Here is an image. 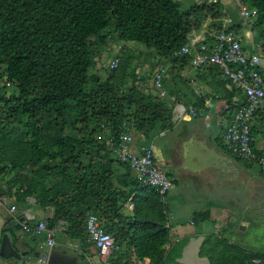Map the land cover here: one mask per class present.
I'll use <instances>...</instances> for the list:
<instances>
[{"label":"trees","instance_id":"1","mask_svg":"<svg viewBox=\"0 0 264 264\" xmlns=\"http://www.w3.org/2000/svg\"><path fill=\"white\" fill-rule=\"evenodd\" d=\"M240 3L256 10L249 24L264 50V0ZM222 9L218 1L184 8L178 0H0V79L17 89L11 95L0 90V192L20 210L30 207L31 198L40 208H54L48 226L66 223L63 233L77 244L82 264H92L90 257L98 254L86 231L89 213L114 236L118 249L109 263L180 264L189 237L171 236L167 204L113 156L109 141L134 132L149 145L152 135L172 125L174 109L164 88L168 63H192L195 52H178L207 16L221 17ZM113 38L150 49L152 66L166 69L164 96L141 88L145 73L137 75L130 47L114 57L118 64L105 78L91 73ZM214 41L208 34L204 42ZM238 105L230 99L227 111L233 115ZM127 202L133 203L130 215ZM208 218L193 215L195 222ZM201 256L211 264H264L263 251H248L223 235H208Z\"/></svg>","mask_w":264,"mask_h":264},{"label":"crops","instance_id":"2","mask_svg":"<svg viewBox=\"0 0 264 264\" xmlns=\"http://www.w3.org/2000/svg\"><path fill=\"white\" fill-rule=\"evenodd\" d=\"M178 1L184 8L204 3L209 4L214 1L220 2L224 14L217 18L212 15L207 16L201 28L193 31L189 37H198L206 41L208 34H214L217 31L216 24L219 21H221L222 28L233 25L235 32L241 38L244 49L250 55L258 54L264 66V50L253 41L250 22L242 15L240 0ZM199 45L200 43L192 51H198ZM210 46L209 44L208 47ZM168 64L169 71L164 79V88L169 105L174 109L173 123L167 129L159 130L152 135L151 141L155 144L157 159H163L160 162L166 164L168 175L173 183V188L166 198L169 208L168 223L172 228L173 237L178 239L195 235H211L212 233L210 234L200 227L205 220L195 222L193 219L196 212L208 213L209 218L206 220L211 219V209H214L217 215L221 214L220 217H222L220 223L222 227H218L217 235L227 229L228 233L248 231L252 221L264 223V211H262L264 209V168L258 163L247 161L238 156L231 150L229 143L223 137L225 128L232 118V111H227L228 101L230 99L233 102L242 101L244 95L242 93L239 95V92L235 91L236 87L227 82L220 75L218 69L212 65L198 67L191 61L188 63L169 62ZM159 65L151 71L150 77L139 82L144 91L153 94L158 92L153 85V73ZM199 103H204L205 111L209 114L208 117H194L187 112V109L191 107H199ZM204 108L201 109L204 110ZM251 128L255 139L254 146L259 153L264 155V101L252 119ZM133 138L134 149L140 151L146 142L141 141L138 134H135ZM144 142L145 144H143ZM1 196L7 199L4 191L0 192ZM12 200L11 198L7 199L6 205H0L1 233H11L14 238L16 235L23 236L24 239L19 242V245L33 248L36 244L37 247L43 237L25 233L22 230L21 220L24 218V221L35 223L39 220L52 219L55 213L54 208H40L31 198L28 209L20 210L17 206L16 210L11 212L10 206L15 205ZM193 201L202 203L205 207L204 210L189 211ZM132 205V202H127L125 214L132 213ZM185 206L189 208L186 210ZM226 207L229 208L228 215L231 217L234 213L232 209L239 211L237 225H231L229 219H226L227 215L223 212L220 213L219 210ZM184 213H191L188 220L189 226H183L179 221L175 225L171 223L172 219L176 216L182 217ZM17 224H19V228H16ZM15 228L19 231L18 234H16ZM252 234L248 236L250 237ZM61 235L65 238L68 248L77 251V244L63 232H57L56 243L57 236L62 237ZM57 249L59 252L65 253H62L63 255L76 256L64 249L58 247ZM94 256L98 258L97 254ZM90 260L92 264L97 262L91 257ZM149 263V259L136 262V264ZM79 264H82L80 259ZM108 264L112 263L108 262Z\"/></svg>","mask_w":264,"mask_h":264},{"label":"built area","instance_id":"3","mask_svg":"<svg viewBox=\"0 0 264 264\" xmlns=\"http://www.w3.org/2000/svg\"><path fill=\"white\" fill-rule=\"evenodd\" d=\"M241 12L243 17L249 21L256 17V10H249L243 5H241ZM212 35L215 41L210 47L205 44L204 39L189 37L188 42L178 53H190L200 43V49L204 52L195 51L192 63L198 67L217 66L222 77L228 78L231 84L242 91L245 101H237L239 105L227 124L223 137L229 143L231 150L238 156L247 161L258 163L264 168V155L259 153L254 146L255 139L251 128L254 114L264 101V66L261 63V57L258 54L250 55L244 49L241 38L235 31L224 27ZM108 63L111 68H115L118 59L112 58ZM165 75L166 69L163 67L157 68L153 74V85L160 96L165 95L163 91ZM187 112L194 117L209 116L208 112L193 107L187 109ZM133 142V135L126 132L121 133L118 138L110 140L113 156L119 161L127 163L137 179L143 185L153 187L162 197L163 203L167 204L166 198L173 188V183L166 170V164L160 162L155 155L154 142L144 146L140 151L134 149ZM6 204L7 199L1 196L0 205ZM15 210V205L10 206L11 212ZM21 226L25 233L44 238L38 246L35 264H49L52 251L56 246L57 232H64L67 228L66 223L60 221L57 226L50 228L46 220H39L35 223L23 221ZM167 226L173 237L169 223ZM86 231L89 242L93 243L98 251L100 261L103 264H108V259L118 249L114 236L105 231L102 220L92 213L87 216Z\"/></svg>","mask_w":264,"mask_h":264},{"label":"rangeland","instance_id":"4","mask_svg":"<svg viewBox=\"0 0 264 264\" xmlns=\"http://www.w3.org/2000/svg\"><path fill=\"white\" fill-rule=\"evenodd\" d=\"M128 47L132 48L135 51V55H137V58L133 62V66L135 67L136 73H138L137 75L141 76L142 73H145L144 75L146 78L150 77L149 75L154 68L152 66L151 60L148 58V52L150 51V49H148L146 46L139 44V43H136V42L125 43V42H122V41L114 39V38L109 42V45L102 50L101 54L98 57H96L95 63L91 69V73L100 74L105 78L106 77V70L110 67L108 62L116 56L119 57L121 52L124 51ZM0 90H1V92H3L6 95L17 94L16 85L12 82H9L6 79V77L0 79ZM132 134L134 136L136 133L132 132ZM106 137L108 139L110 137V135L108 134ZM158 160L161 161L163 159L159 158ZM257 166H259V165H257ZM166 170L168 172V168H166ZM184 208L187 210L189 207L185 206ZM204 208L205 207L202 203H197V202L193 201L191 209H189V211H191V212L202 211V210H204ZM228 210H229V208L226 207V208L221 209L219 211H220V213L223 212L225 215H227L226 219H229L228 221H230V224L234 226L239 219L240 213L238 210L232 209V211L234 213L231 217L230 215H228V212H230ZM211 212H212V218L202 222L200 227L202 230H205L206 232H210V234L212 233L211 235H217L216 233L218 232V227H222L220 225V223L222 222V219H221L222 217H220L221 214L217 215V213L214 209H211ZM190 214L191 213H184V214H182V217L176 216L174 219L171 220V223L173 225H175V224H177V221H179L180 224H183V226L184 225L189 226L188 220H189V217H191ZM215 220H216V222H215ZM257 222L258 221H252L250 223L251 227L249 228L248 231L247 230L246 231H240L238 233H234V231H231L230 233H228V229H227L225 232L223 231L222 234H220V235L227 237L232 242L239 244L240 246H242L243 248H245L248 251H251V252L263 251L264 252V223L263 222L257 223ZM253 224H255L256 227L253 226ZM18 232L19 231L17 230L16 234H18ZM250 232H252L253 234ZM250 234H252V235L249 237L248 235H250ZM56 244H57V247L59 249L60 248L64 249L66 252L76 255L75 250L68 248L66 241H65V238L63 236L62 237L57 236V243ZM35 246H36V244H35ZM92 251H94L93 248H92ZM91 258H93L94 260L97 261L96 264H103L100 261L99 257L97 258L95 256L94 257L91 256ZM134 264H136V263H134Z\"/></svg>","mask_w":264,"mask_h":264},{"label":"water","instance_id":"5","mask_svg":"<svg viewBox=\"0 0 264 264\" xmlns=\"http://www.w3.org/2000/svg\"><path fill=\"white\" fill-rule=\"evenodd\" d=\"M21 221L23 222L24 218ZM206 238V235L189 237L177 262L180 264H211L209 257L201 256V248ZM23 239V236L16 235L14 238L11 233L2 234L0 231V264H35L38 251L32 255L28 251H22L19 242ZM49 264H79V260L77 256L63 255L61 252L53 250Z\"/></svg>","mask_w":264,"mask_h":264},{"label":"flooded vegetation","instance_id":"6","mask_svg":"<svg viewBox=\"0 0 264 264\" xmlns=\"http://www.w3.org/2000/svg\"><path fill=\"white\" fill-rule=\"evenodd\" d=\"M257 208H258V206H257ZM19 246L22 247V251H28L29 254L32 255L36 250H38L37 248H38L39 245H37V247H36L35 244H34L33 248L32 247H29V246H24V245L23 246L22 245H19ZM53 250L59 251L56 246L54 247ZM63 254H65V253H63Z\"/></svg>","mask_w":264,"mask_h":264}]
</instances>
